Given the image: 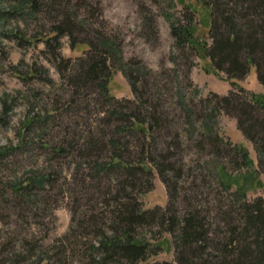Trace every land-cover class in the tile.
<instances>
[{
	"label": "trees",
	"instance_id": "1",
	"mask_svg": "<svg viewBox=\"0 0 264 264\" xmlns=\"http://www.w3.org/2000/svg\"><path fill=\"white\" fill-rule=\"evenodd\" d=\"M4 1L12 7L0 12V23L14 15L25 21L41 17L49 27L48 35L41 41L56 61L61 58L57 50L62 38L69 40L71 49L85 46L84 56L76 60L74 70L66 80L75 89H93L109 104L111 110L102 125L108 129L114 125V130L108 133L109 139V135L101 132L99 137L90 136L81 144L64 142L54 149L57 154L71 151L86 161L91 174L81 178L79 184L86 194H97L102 199V207L97 210L91 206L90 214L48 247L7 233L8 240L0 245V264H70L76 259L82 264H264V200L249 202L246 190L233 187L231 178L225 180L226 175L216 174L218 184L215 189L203 180L202 189L212 192L216 199L213 204L206 198L203 203L207 206L200 207L196 198L184 196L186 199L181 201L184 212L178 213L176 186L169 185L166 175L175 172L174 179L178 180L185 175L183 168L176 169L172 162L181 150L179 137L176 135L173 142L165 143L164 150L157 148L161 142L160 132L166 126L158 106L149 104L145 92H139L135 86L141 68H129L124 72L136 99V104L126 103L131 110L125 111L110 95L108 86L112 72L108 64L118 61L116 45L93 28H86L82 23L85 21L79 20L81 10L87 15L97 11L90 5L91 0ZM198 2L204 13V19L198 24L197 11L185 6L182 0L180 4L185 6L188 14L175 21L167 17L174 47L180 59L208 60L213 72L225 75L233 90L227 96L212 95L203 101L213 105L205 116L182 107L185 122L192 132L190 139H195L201 151L207 144L214 156H222L228 145L224 146L213 130L214 114L221 111L236 120L238 130L253 145L258 159L254 174L264 176V92L247 93L236 83L245 79L254 68L264 91V0ZM150 24L153 26L152 22ZM199 24L207 29L210 43L197 34ZM10 36L22 40L18 29ZM26 43L31 42L27 40ZM175 64H178V58H175ZM60 65H64L62 72L72 68L68 60L61 61ZM58 72L61 73L59 68ZM201 119L200 129L195 123ZM21 145L15 150L0 147V165L7 155L25 147ZM233 149L243 166H253L246 151ZM107 152V157L101 158ZM230 163L237 166L236 162ZM153 168L170 191V202L164 210H144L138 200V195L149 184ZM54 180L53 173L33 172H26L22 179L15 178L9 183L0 180V215L3 213L0 220L4 227L10 222V216L3 212L5 206L12 208L17 223L22 222L23 227L19 226L22 231L17 236L22 235L30 218L39 220V214L46 211L50 201L46 188L53 185ZM195 189L198 187L193 185ZM212 212L215 215L211 217ZM153 227L160 231L156 244L151 240L156 236L152 237V233L146 231ZM163 234L171 237L175 263H147L164 244H159Z\"/></svg>",
	"mask_w": 264,
	"mask_h": 264
},
{
	"label": "rangeland",
	"instance_id": "2",
	"mask_svg": "<svg viewBox=\"0 0 264 264\" xmlns=\"http://www.w3.org/2000/svg\"><path fill=\"white\" fill-rule=\"evenodd\" d=\"M198 1L182 0L185 6L197 11V24L204 19ZM90 5L97 11L95 9L94 13L87 15L86 11L81 10L79 20L85 21L82 23L86 28H93L116 45L115 57L118 61L112 63L113 66L108 64L112 72L108 86L110 95L125 111L131 110L126 103L136 104V99L124 72L129 68H141L135 86L139 92H145L149 104L158 106L166 126L160 132L161 142L157 148L164 150L165 143L173 142L176 135L179 137L181 150L172 162L176 169L181 166L185 175L179 180L174 179L175 172L166 175L169 185L176 186L178 213L184 212L185 207L181 202L186 199L184 196L196 198L200 207L207 206L203 203L206 198L213 204L216 199L212 192L204 191L201 185L206 180L205 184H211L215 189L218 184L216 174L221 173L226 175L225 180L231 178L233 187L246 190L249 202L264 200V176L254 174L258 166L256 151L238 130L233 117L221 111L214 114L213 130L224 146L228 145V148L224 147L222 156H214L207 144L201 151L195 139H190L192 132L185 122L182 107L186 110L190 108L198 116H205L211 112L213 105L203 101L212 95L227 96L233 88L225 75L213 72L208 60L198 57H192L189 61L180 59L174 47L171 23L167 20V17L172 21L181 20L188 14L180 0H91ZM11 7L8 2L0 0V12L9 11ZM13 17L0 23V147L9 150H15L20 144L25 147L6 156L0 165V180L13 182L15 178L22 179L26 172L53 173L55 180L53 185L46 188L50 197L46 211L39 214L37 221L30 218L22 235L17 236L22 231L19 230V226L23 227L22 222L17 223L11 207H3L4 215L10 216V222L5 221L8 227H4L0 220V245L8 240L7 233H15L18 239L27 238L34 245L48 247L90 214L91 206L97 210L102 207V199L91 192L86 194L79 184L81 178L91 174L86 161L71 151L57 154L55 147L64 142L81 144L90 136L99 137L101 132L109 135L114 125L109 129L102 125L111 107L96 91L75 89L66 80L73 72L76 60L84 56L85 46L71 49L69 40L62 38L57 50L61 58L56 61L51 52H46L41 41L48 35L49 28L41 17L27 21L16 15ZM17 29L22 40L10 36ZM197 30L201 39L210 43L204 25L199 24ZM27 40L31 43H26ZM175 58H178V64H175ZM64 60L70 61L72 68L62 72L64 65L60 64ZM236 83L247 93L264 92L254 68L250 69L245 79ZM195 124L201 129L202 119ZM233 148L246 151L253 166H243V161ZM107 155L108 152L103 153L101 158L105 159ZM230 162H236L237 166ZM193 185L198 187L195 189L197 191L193 190ZM90 198H93L92 204ZM170 198V191L153 168L148 186L138 195L142 208L164 210ZM214 215L212 212L210 216ZM146 231L150 235L152 233V237L156 236V239H151L156 244L160 231L156 227ZM161 243L164 244L160 246L158 254L148 259L147 263H175L171 237L163 234ZM70 264L82 263L76 259Z\"/></svg>",
	"mask_w": 264,
	"mask_h": 264
}]
</instances>
